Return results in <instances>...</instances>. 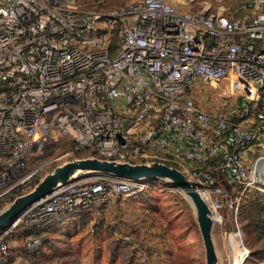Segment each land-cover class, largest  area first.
Listing matches in <instances>:
<instances>
[{
  "label": "built area",
  "instance_id": "obj_1",
  "mask_svg": "<svg viewBox=\"0 0 264 264\" xmlns=\"http://www.w3.org/2000/svg\"><path fill=\"white\" fill-rule=\"evenodd\" d=\"M210 94L218 106L205 108ZM62 138L73 156L175 166L220 219L224 207L236 220L245 190L264 193V0L228 16L171 0L109 10L0 0V209L31 188L38 168L29 163ZM148 185L70 183L0 229L3 264H12L4 238L13 229L36 236L26 245L34 251L42 243L34 229Z\"/></svg>",
  "mask_w": 264,
  "mask_h": 264
},
{
  "label": "rangeland",
  "instance_id": "obj_2",
  "mask_svg": "<svg viewBox=\"0 0 264 264\" xmlns=\"http://www.w3.org/2000/svg\"><path fill=\"white\" fill-rule=\"evenodd\" d=\"M79 1L88 7L109 10L128 0ZM171 1L184 9L208 8L227 16L242 12L245 2ZM201 102L203 107L213 108L218 106L219 99L210 94ZM71 145L69 139L62 138L54 147H47L43 154L33 158L29 168L37 167V175L43 176L68 160L89 156L88 151L71 155ZM148 184L143 191L113 199L106 209L92 210L87 216L74 214L54 223L53 227H62L51 232L46 228L45 231L34 229L45 240L37 253L26 249L27 244H34L36 236H28L21 227L13 229L4 238L10 251L6 260L14 264H106L109 249L115 247V264H125L127 256L133 259V264H205L201 234L189 201L167 181L151 179ZM260 194L252 189L244 191L236 220L224 207L217 210L221 219L215 214L212 236L219 264L236 262L235 252H246L248 256L253 250H264V239H256L243 215L247 201L264 196ZM4 260L0 255V264Z\"/></svg>",
  "mask_w": 264,
  "mask_h": 264
},
{
  "label": "water",
  "instance_id": "obj_3",
  "mask_svg": "<svg viewBox=\"0 0 264 264\" xmlns=\"http://www.w3.org/2000/svg\"><path fill=\"white\" fill-rule=\"evenodd\" d=\"M94 177L147 181L159 179L169 182L184 194L193 208L203 243L205 264H219L212 236L215 213L203 198L200 185L177 167L158 161L132 163L96 156L68 160L45 173L27 192L0 209V229L15 222L28 207L70 183Z\"/></svg>",
  "mask_w": 264,
  "mask_h": 264
},
{
  "label": "trees",
  "instance_id": "obj_4",
  "mask_svg": "<svg viewBox=\"0 0 264 264\" xmlns=\"http://www.w3.org/2000/svg\"><path fill=\"white\" fill-rule=\"evenodd\" d=\"M98 9V8H97ZM101 10V9H100ZM41 175H37L31 187L39 180ZM264 195V193L260 194ZM226 209V208H225ZM228 210V209H226ZM229 211V210H228ZM230 212V211H229ZM231 213V212H230ZM88 213H81L82 216H87ZM232 214V213H231ZM243 215L248 220L249 224L252 226V232L255 235L256 239H264V196H257L256 198L247 201L246 203V210L244 211ZM60 223V221L55 222ZM62 227V225L52 226L51 228H46L48 232H51L54 230V228ZM44 230V229H43ZM45 231V230H44ZM39 234V232H38ZM40 235V234H39ZM41 237V245L40 247L35 251V253L38 252L45 243V240H43V237ZM51 243V240L49 241ZM116 248L112 247L109 249V256L106 260V264H115L116 259ZM133 259L130 257H126L125 264H133ZM264 263V250L262 249H256L253 250L244 260L242 264H262Z\"/></svg>",
  "mask_w": 264,
  "mask_h": 264
},
{
  "label": "bare ground",
  "instance_id": "obj_5",
  "mask_svg": "<svg viewBox=\"0 0 264 264\" xmlns=\"http://www.w3.org/2000/svg\"><path fill=\"white\" fill-rule=\"evenodd\" d=\"M215 216H217V215H215ZM215 221H216V219H215ZM241 237H242V234H241ZM228 241H229L230 245H232V243H231L232 242V239L230 238V239H228ZM246 257H247L246 252H239L238 254L235 252L234 259L236 258V262H234L232 260L233 261V264H242L244 262V260H245Z\"/></svg>",
  "mask_w": 264,
  "mask_h": 264
},
{
  "label": "crops",
  "instance_id": "obj_6",
  "mask_svg": "<svg viewBox=\"0 0 264 264\" xmlns=\"http://www.w3.org/2000/svg\"><path fill=\"white\" fill-rule=\"evenodd\" d=\"M10 263L14 264L13 262L10 261Z\"/></svg>",
  "mask_w": 264,
  "mask_h": 264
}]
</instances>
